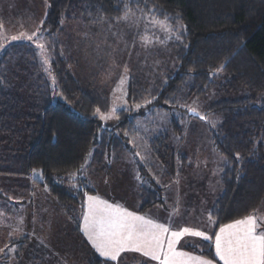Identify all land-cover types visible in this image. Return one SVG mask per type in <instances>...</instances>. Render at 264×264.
<instances>
[{
	"label": "trees",
	"instance_id": "obj_1",
	"mask_svg": "<svg viewBox=\"0 0 264 264\" xmlns=\"http://www.w3.org/2000/svg\"><path fill=\"white\" fill-rule=\"evenodd\" d=\"M46 3V14L38 29L47 38L54 82L39 73L38 52H27L26 61L31 63L22 68V75L11 71L5 76L1 71L5 58H0V182L22 189L27 183L46 186L78 223L77 211L82 208L85 194L93 188L85 185L81 177L77 178L79 187H72L61 178L62 174L79 173L90 153L97 163L110 153H119L128 140L125 133L132 134L135 117L144 109L167 111L188 99L206 96L221 82L219 91L227 94L243 89V93L214 100L207 107L206 114L221 118L218 125L210 128V136L215 151L225 159L219 175L220 190L209 210L211 219L218 228L250 215L264 204V0ZM129 10L149 12L171 25L179 22L181 41L172 44L176 54L174 70L154 78L150 84L129 79L127 100L137 108L118 111L117 126L106 127L96 112L109 109L108 97L94 85H81L72 69L77 63L62 54L58 36L62 21L78 19L79 14L89 21L102 17L113 20ZM12 48L4 54L16 53L17 45ZM17 61L21 60L15 59L13 65ZM20 77L24 79L19 81ZM206 114L202 116L206 118ZM173 127L175 133L180 132L175 122ZM167 141L166 133L159 134L151 148L157 160L164 163L161 181L171 182L177 177L175 155H168ZM179 158L186 159L184 155ZM161 185L154 184V190L143 188L142 211L163 203ZM0 196L4 197L1 193ZM16 243L18 250H24L28 236L9 240V244ZM184 249L218 263L210 241L200 240ZM29 259L31 264L41 263L37 254ZM139 260L119 263L90 251L87 264H151L146 258Z\"/></svg>",
	"mask_w": 264,
	"mask_h": 264
},
{
	"label": "rangeland",
	"instance_id": "obj_2",
	"mask_svg": "<svg viewBox=\"0 0 264 264\" xmlns=\"http://www.w3.org/2000/svg\"><path fill=\"white\" fill-rule=\"evenodd\" d=\"M46 8V0H0V45H3L0 58H5L1 65L5 76L11 71H20L22 75V68L31 63L26 61L29 60L27 52L33 51L34 54L38 52L39 73L54 82L47 38L43 31H37ZM61 27L58 39L62 54L76 61L77 66L72 69L81 85H94L109 99V109L96 112L103 126L116 127L120 110H136L137 106H131L127 100L130 78L150 84L154 78L163 77L176 66L172 44L181 41L179 22L171 25L149 12L129 10L113 20L102 17L89 21L79 14L78 19L62 21ZM33 32L36 36L32 41L27 40L26 37ZM21 33L24 37L12 39ZM39 44L44 45L47 64L40 55ZM14 45H17L16 53L4 54L6 49L12 51ZM15 59L21 61L13 65ZM23 79L20 77L19 81ZM218 84L220 86L221 82ZM219 86L204 97L188 99L167 111L151 107L144 109L135 117L132 134L130 131L125 133L128 140L119 153H110L98 163L90 153L79 173L62 174L61 178L72 187H79L77 178L81 177L85 185L93 188L85 194L82 208L77 211L78 223L59 205L46 186L27 183L22 189L0 182V193L4 195L0 196V249H3L0 264H31L29 258L32 254L41 257L40 264H87L90 251L110 259L100 256L82 229L88 197H98L165 224L173 231L183 227L204 231L210 240L185 234L176 245H181L179 250H182L200 240L210 241L215 255V234L223 225L215 228L214 221L209 220V210L212 199L220 190L219 175L225 159L215 151L210 136V128L218 125L221 118L213 113L206 114V111L214 100L235 98L243 93L242 89L225 94L219 91ZM191 108L200 116L206 114V118L190 117ZM102 115L109 118L101 119ZM173 122L180 129L179 133L174 132ZM163 133L168 135V155H175L177 177L171 182L161 181L164 163L157 160L151 148V142ZM179 155L186 159L182 161ZM42 181L44 183V179ZM154 184L163 187V203L142 211L141 191L143 188L154 190ZM253 214L258 224L264 227V204L250 215ZM24 235L28 236V247L24 250H18L17 243L9 244L10 239ZM133 258L145 261L141 252L132 250L121 252L113 261L120 263ZM216 258L218 263L214 261V264H223Z\"/></svg>",
	"mask_w": 264,
	"mask_h": 264
},
{
	"label": "snow or ice",
	"instance_id": "obj_3",
	"mask_svg": "<svg viewBox=\"0 0 264 264\" xmlns=\"http://www.w3.org/2000/svg\"><path fill=\"white\" fill-rule=\"evenodd\" d=\"M35 36L36 32H33L26 39L32 41ZM22 37L23 33L12 39ZM38 48L43 62L47 64L44 45L39 44ZM189 111L195 113L196 109L191 108ZM107 118L101 116V119ZM82 229L100 256L111 260H116L125 250H132L159 261V264H214L213 260L193 256L176 248L177 242L185 234L210 240L206 232L189 227L173 231L165 224L146 219L98 197L87 198ZM215 255L223 264H264V227L258 224L254 214L221 226L215 234Z\"/></svg>",
	"mask_w": 264,
	"mask_h": 264
},
{
	"label": "crops",
	"instance_id": "obj_4",
	"mask_svg": "<svg viewBox=\"0 0 264 264\" xmlns=\"http://www.w3.org/2000/svg\"><path fill=\"white\" fill-rule=\"evenodd\" d=\"M180 247H181V245H180ZM180 247H178V246L176 245V248H177L178 251H183V252L189 253L190 255H193V256L203 257V256H201V255L198 254V253H195V252H193V251L186 250V249H184V248H183L182 250H179V249H181ZM145 258H147V260H149V261L151 262V264H156V263L159 264V261L152 260L150 257H145ZM203 258H205V257H203ZM205 259H206V258H205Z\"/></svg>",
	"mask_w": 264,
	"mask_h": 264
},
{
	"label": "water",
	"instance_id": "obj_5",
	"mask_svg": "<svg viewBox=\"0 0 264 264\" xmlns=\"http://www.w3.org/2000/svg\"><path fill=\"white\" fill-rule=\"evenodd\" d=\"M189 114L190 115H192V116H195V117H199V118H201V117H203V116H200L198 113H193V112H191V111H189Z\"/></svg>",
	"mask_w": 264,
	"mask_h": 264
}]
</instances>
